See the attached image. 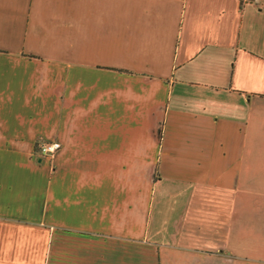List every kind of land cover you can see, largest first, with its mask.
Segmentation results:
<instances>
[{"label":"crops","instance_id":"crops-1","mask_svg":"<svg viewBox=\"0 0 264 264\" xmlns=\"http://www.w3.org/2000/svg\"><path fill=\"white\" fill-rule=\"evenodd\" d=\"M220 255L264 264V0H0V264Z\"/></svg>","mask_w":264,"mask_h":264},{"label":"built area","instance_id":"built-area-1","mask_svg":"<svg viewBox=\"0 0 264 264\" xmlns=\"http://www.w3.org/2000/svg\"><path fill=\"white\" fill-rule=\"evenodd\" d=\"M256 0H242V3H253ZM57 147L54 148V151L51 150L53 148V146ZM39 152L43 157L46 158H53L55 156V154L57 153V151L62 147L61 142L57 141V140H53V141H44V142H40L39 145Z\"/></svg>","mask_w":264,"mask_h":264},{"label":"rangeland","instance_id":"rangeland-1","mask_svg":"<svg viewBox=\"0 0 264 264\" xmlns=\"http://www.w3.org/2000/svg\"><path fill=\"white\" fill-rule=\"evenodd\" d=\"M37 145H39V144H37ZM37 148L39 150V147L38 146H37ZM222 257L224 259H221ZM220 264H249V263L244 262V261H240L238 259L236 261V259H232V258H230V257H228L226 255L225 256L224 255H220Z\"/></svg>","mask_w":264,"mask_h":264},{"label":"clouds","instance_id":"clouds-1","mask_svg":"<svg viewBox=\"0 0 264 264\" xmlns=\"http://www.w3.org/2000/svg\"><path fill=\"white\" fill-rule=\"evenodd\" d=\"M57 146H58V145H56V146H53V148H52L51 150H53V151H54V148H55V147H57Z\"/></svg>","mask_w":264,"mask_h":264}]
</instances>
